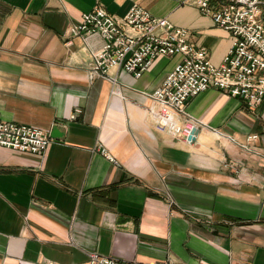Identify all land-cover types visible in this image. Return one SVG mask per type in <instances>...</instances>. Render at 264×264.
I'll return each mask as SVG.
<instances>
[{
    "label": "crops",
    "instance_id": "1",
    "mask_svg": "<svg viewBox=\"0 0 264 264\" xmlns=\"http://www.w3.org/2000/svg\"><path fill=\"white\" fill-rule=\"evenodd\" d=\"M195 1L0 0L1 116L63 133L42 156L0 146V264H88L89 251L138 264H264V101L250 108L216 88L191 97L199 132L188 141L150 112L149 93L180 56L140 78L112 68L114 83L87 71L101 35L66 45L84 12L123 17L139 4L188 29L219 65L232 33Z\"/></svg>",
    "mask_w": 264,
    "mask_h": 264
},
{
    "label": "built area",
    "instance_id": "2",
    "mask_svg": "<svg viewBox=\"0 0 264 264\" xmlns=\"http://www.w3.org/2000/svg\"><path fill=\"white\" fill-rule=\"evenodd\" d=\"M214 24L232 33L233 41L221 64L213 63L206 47H196L190 32L166 17H156L134 4L123 17L103 6L84 12L66 30V45L74 38L99 34L103 46L93 51L87 71L91 79L102 77L117 83L109 70L116 68L140 78L161 57L181 59L149 96L157 107L150 112L162 129L188 141L195 122L187 112L189 99L210 88L242 98L250 108L264 101V0H196ZM114 92H117L114 90ZM77 112H81L77 109ZM75 117V115L73 116ZM257 134L249 136L256 138ZM54 138L36 126L8 121L0 113V146L44 155ZM111 161L116 159L102 147ZM175 209L176 203L170 199ZM88 264H138L113 256L88 252Z\"/></svg>",
    "mask_w": 264,
    "mask_h": 264
},
{
    "label": "water",
    "instance_id": "3",
    "mask_svg": "<svg viewBox=\"0 0 264 264\" xmlns=\"http://www.w3.org/2000/svg\"><path fill=\"white\" fill-rule=\"evenodd\" d=\"M199 132V129H193L191 135L189 136V140H193L195 138V134ZM50 136L54 139H60L63 137V133L60 131L58 126H54L50 132Z\"/></svg>",
    "mask_w": 264,
    "mask_h": 264
}]
</instances>
